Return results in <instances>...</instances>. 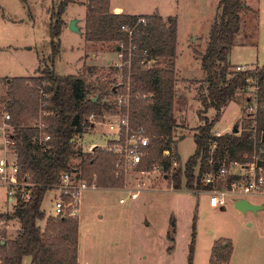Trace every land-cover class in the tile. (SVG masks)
Returning <instances> with one entry per match:
<instances>
[{
    "label": "trees",
    "instance_id": "obj_1",
    "mask_svg": "<svg viewBox=\"0 0 264 264\" xmlns=\"http://www.w3.org/2000/svg\"><path fill=\"white\" fill-rule=\"evenodd\" d=\"M69 0H60L57 10L51 14V53L36 75L10 77L7 82L6 119L14 141L11 148L16 153L19 179L30 183V197L19 198L10 214L3 219H18V232L6 237L0 232L1 264H21L28 256V264H78L77 218L61 216L47 218L43 229L38 220L44 218L41 202L45 192L52 189L64 171L82 169L95 173L99 188L123 186L122 176H115L116 156L100 146H94L93 154L85 153L77 145L76 136L93 124L87 118L94 114L96 121L102 119L105 110L113 104L105 98L125 94L129 87L132 120L137 119L144 127L149 144L139 168L150 169L153 162L163 165L164 172L172 168V159L178 166L172 170V187L180 189L183 178L187 189H203L201 175L215 170L223 162H246L254 148H263L259 159L264 167V65L237 71L230 62V53L235 37L242 28V11L250 10L244 0H219L217 12L210 25L206 47L200 53L203 77L196 86L199 102L197 115L199 124L193 129L195 149L182 164L176 151L177 140L173 132L180 126L174 115L175 103V59L177 43V19L174 15L163 17L157 11L150 14L115 13L110 10V0H87L84 18V39L94 42H114L119 47L124 65L121 68L122 82L108 75L101 80L87 83L85 73L91 66H84L78 74L59 75L54 71L53 61L58 54V37L61 31V13ZM254 19L257 12L251 10ZM251 16V15H250ZM143 17L144 21L139 19ZM122 26L126 29H122ZM256 28V21L254 23ZM47 61L49 64H46ZM128 65V66H127ZM118 72L119 68L112 66ZM257 82L255 95L245 96L249 106L256 102L253 119L236 133L225 132L214 136L211 132L223 108L240 94L247 91L248 81ZM214 109L209 118L207 111ZM40 116L44 127L36 122ZM40 132L49 134L42 141ZM212 140L216 146L211 150ZM168 150V153H164ZM82 159L72 165V158ZM183 175V178H181ZM85 176L82 174V177ZM172 230L175 222L170 220ZM169 239H173L170 233ZM169 249H171L169 247ZM193 251V236L189 245V263ZM232 254V243L227 238H218L211 247L209 264H228Z\"/></svg>",
    "mask_w": 264,
    "mask_h": 264
},
{
    "label": "rangeland",
    "instance_id": "obj_2",
    "mask_svg": "<svg viewBox=\"0 0 264 264\" xmlns=\"http://www.w3.org/2000/svg\"><path fill=\"white\" fill-rule=\"evenodd\" d=\"M86 1L69 0L60 15L62 25L58 37L59 50L53 61L54 71L59 75L78 74L80 69L83 70L81 67L84 58L88 64L99 63L101 59L100 54L93 56L91 53L94 46L85 45L84 37L67 27L69 19L74 17L84 27ZM218 1L110 0L112 5H120L127 13L157 11L176 16L178 35L175 66L179 78L175 86L174 115L180 126L173 132V138L177 140L176 151L182 164L195 149L192 136L193 129L199 124L197 109L200 106L196 86L203 75L200 53L206 47ZM59 2L60 0H0L2 73L9 76L36 75L35 69L45 65L51 53L50 18ZM246 3L258 8L259 17L254 19L251 17L254 14L242 13V28L235 37L229 58L234 66L241 64L255 68L264 65V0H246ZM255 21L258 28L254 26ZM85 52H88L87 56L84 55ZM110 54L113 59L111 69L102 60L91 73H85L87 83L95 82L96 78L103 80L107 75L119 80V72L114 71L112 66H115V61L120 62L121 57ZM5 78L0 80V85L5 83ZM249 93L246 91L240 94L237 100L230 101L223 108L211 132H231L234 125L241 130L250 123L253 111L244 100ZM5 103L4 110L0 111L4 119L7 114ZM214 113V109H209L206 114L211 118ZM37 120L39 117L31 122ZM5 122L7 123L6 119ZM2 126L5 132L12 131L8 123H2ZM107 132L105 126L94 124L86 127L83 137L88 144H103L104 139L109 136ZM82 142L80 148H83L84 154H93V150H88V144ZM82 158L75 155L71 164H79ZM141 170L147 169L137 167L126 174H117L115 171V176L121 175L123 179V186L118 188L123 189L127 182L128 191L96 189V186L81 193L77 217L79 264H207L209 241L220 237L227 238L232 243V264H264V208L256 212H242L234 207L231 196L227 197L224 210L210 207L205 192L184 187L183 175L180 189H174L172 171L166 172V175H147L142 174ZM78 172L81 176L85 175L83 178L89 182L94 177L97 181L95 173L82 169ZM134 188L146 190L140 191L137 198L131 199L128 194ZM56 194L57 191L52 188L43 196L41 210L44 218L37 222L41 229L47 218H51L50 209ZM247 197L264 203V195ZM120 198L124 201H120ZM14 204L7 200L5 187L0 185V212L11 210ZM171 219L175 222L174 231ZM4 220L0 216V232L6 230L7 237H12L14 233H11L10 227H6L7 221ZM168 233L172 240L167 237ZM192 236L193 251L189 263ZM0 240H3L1 233ZM28 261L29 257L26 256L21 264H27Z\"/></svg>",
    "mask_w": 264,
    "mask_h": 264
},
{
    "label": "built area",
    "instance_id": "obj_3",
    "mask_svg": "<svg viewBox=\"0 0 264 264\" xmlns=\"http://www.w3.org/2000/svg\"><path fill=\"white\" fill-rule=\"evenodd\" d=\"M140 21H144L141 17ZM122 29L126 27L122 26ZM121 57V61L115 63V67L119 70L118 83L122 82L123 75L121 74V68L124 65L122 61V53L117 52ZM128 66V65H127ZM234 69L237 71H244L250 69L246 65H235ZM125 94H118L111 98H105L113 104V116L110 118L102 113V119L96 121L94 114H91L87 120L93 125H103L107 130L111 131L112 136L108 138L103 145H100L103 149L115 154V166L117 174L124 172L125 174L138 167L143 161V156L146 154L143 148L148 146L149 138L144 134V128L140 122L135 119L132 120L130 114V98L129 87H126ZM258 90V84L255 81L249 80L247 84V91L251 95H255ZM248 108L254 112L256 109V102ZM9 115H5V119H8ZM36 126L39 129L44 127V123L39 120L35 121ZM214 136H219L218 130L212 132ZM39 138L42 141L50 139L49 134L40 132ZM5 144L10 147L14 144V141L9 137V133H6ZM99 146V145H95ZM216 146V141L212 140L211 150ZM13 150V149H12ZM14 151V150H13ZM15 152V151H14ZM263 152V148H254L250 158L246 162L229 161L223 162L215 170H208L202 173L201 183L205 186L199 191L205 192L208 195V204L210 207H225L227 197L231 196L233 199H239L248 195H264V167L261 165L259 156ZM164 153H168L165 150ZM17 158V157H16ZM16 158L14 160H8L6 158H0V185L5 187L7 198L10 202L16 203L19 198L27 201L30 197V183L25 179H19L18 168L16 164ZM178 166L176 159H172V171ZM142 174L150 175L155 173L156 175H166L163 170V165L159 162H153L150 169L141 170ZM96 187V177L91 181H87L81 176L78 171H64L60 174L58 183L53 186L57 191L55 195V201L50 209V217L56 218L61 216H69L77 218L79 216L80 196L81 193L88 188ZM140 189L129 191L128 197L131 199L137 198ZM120 201H124L120 198Z\"/></svg>",
    "mask_w": 264,
    "mask_h": 264
},
{
    "label": "crops",
    "instance_id": "obj_4",
    "mask_svg": "<svg viewBox=\"0 0 264 264\" xmlns=\"http://www.w3.org/2000/svg\"><path fill=\"white\" fill-rule=\"evenodd\" d=\"M244 2L246 3V0H244ZM246 5L250 8V10H246V11H242L241 13H240V15H242V13L243 12H247V13H252V11L251 10H254V11H256L257 12V16L259 17V15H258V8L256 9L255 8V6L254 5H249V4H247L246 3ZM110 10L112 11V12H115V13H119V12H122V13H127V12H124V10H123V8L120 6V5H112L111 4V2H110ZM154 12V11H153ZM150 13H152V12H150ZM150 13H140V14H150ZM160 15H162L163 17H166V16H168V15H165L164 13H160V12H158ZM128 14H136V13H128ZM252 17V16H251ZM76 18V17H75ZM84 18V17H83ZM71 19V18H70ZM84 22V21H83ZM79 24V23H78ZM80 25V24H79ZM81 26V25H80ZM256 28H258V25H256ZM81 30H82V34H80V35H82L83 37H84V27L82 28V26H81ZM178 35V34H177ZM84 43H85V45L86 44H91L92 46H94V49H93V51L91 52L92 54H93V56H95V55H97V54H100L101 55V59H100V61H99V63L103 60L104 62H105V64L108 66V67H110V69H111V64H112V62H113V59H111L110 57H111V55L112 54H110V53H113L114 55L116 54L117 55V52H118V50H117V47L118 46H116L115 45V43L114 42H92V41H86L85 39H84ZM114 43V44H113ZM176 49H177V43H176ZM88 55V52H85L84 53V55ZM86 55V56H87ZM176 57H177V51H176ZM88 58L90 59V57L88 56ZM176 60V59H175ZM91 61H93L92 60V58H91ZM119 62V61H118ZM231 62V61H230ZM99 63H94V62H92V63H90V64H88L86 61H85V58H84V60H83V64H82V67L81 68H83V66H91L92 68H94L95 69V67L99 64ZM115 63H117V61H115ZM114 64V63H113ZM115 67V66H114ZM6 70V69H5ZM80 71H82L81 69H80ZM79 71V72H80ZM3 71H1V69H0V74H4V76L3 75H0V80L2 79V78H5L6 80H5V83L3 84V85H0V111L3 109L4 110V103L6 102V100H7V94H6V89H7V82H8V80H9V78L10 77H15V76H9L7 73H2ZM30 76H32V75H30ZM175 77H176V81L178 80V73H177V70H176V66H175ZM202 77H203V75H202ZM201 77V78H202ZM200 78V79H201ZM199 79V80H200ZM188 90V89H187ZM188 92H190L189 90H188ZM6 96V97H5ZM106 116H109L110 118L113 116V114H114V112H113V109L111 108V109H108V110H105L104 112H103ZM7 121V120H6ZM2 123L3 124H5V125H7V123L5 122V119H4V117H2V115H1V113H0V158H6V159H8V160H14L15 158H16V153L12 150V149H9V147H7V145L5 144V138H6V133H8V132H5L4 131V128H3V126H2ZM10 125V124H9ZM96 125V124H95ZM11 126V125H10ZM93 126V125H92ZM101 126H103V125H101ZM90 127V126H89ZM12 128V127H11ZM86 131V130H85ZM108 132H107V134H109V136L106 138V139H104V143H105V141L108 139V138H110L111 136H112V133H111V131H109V130H107ZM82 141H84V142H86L85 140H84V137H83V133L81 134V135H78V136H76V142H77V145L79 146V147H82ZM87 143V142H86ZM103 143V144H104ZM88 144V143H87ZM103 144H99V143H96V142H90L89 144H88V150H93V148H94V146L95 145H103ZM82 149V151H83V148H81ZM127 182H125V185H124V187H123V189H119V188H96V189H107V190H115V191H118V190H127L128 191V188H127V184H126ZM145 183H147V184H149V182H146L145 181ZM133 190V189H132ZM134 190H135V188H134ZM142 190H146L145 188H141V190L140 191H142ZM149 190V189H148ZM6 191V190H5ZM198 192H200L199 190H197ZM121 192V191H120ZM6 198H7V195H6ZM243 198H247L250 202H252V203H254V204H258V205H262V209L264 208V203L262 202V201H260L259 199H250V198H248L247 196L246 197H243ZM238 199V198H237ZM7 200H8V198H7ZM235 200L236 199H234V202H235ZM9 201V200H8ZM206 203H207V200H206ZM226 207V206H225ZM225 207H219V209L220 210H224L225 209ZM42 209V208H41ZM258 210H260V209H258ZM257 210V211H258ZM13 211V207H12V209L11 210H7V211H3V212H0V213H7V214H10L11 212ZM4 221H7V224H6V227L7 228H11V233H14L13 234V236L18 232V229H19V227H20V222H19V220L18 219H15V218H13V219H6V220H4ZM9 228V229H10ZM6 231V230H5ZM7 233V232H6ZM6 237H7V235H6ZM7 238H10V237H7ZM221 238V237H220ZM218 238H212V239H210V241H209V244H208V250H207V256H206V258H207V264H209V257H210V254H211V247H212V245H213V243H214V241L215 240H217ZM2 240H0V242H1ZM77 258H78V248H77ZM233 258L231 257L230 258V261H229V263L228 264H232L233 262V260H232ZM29 261H30V258H29ZM29 261H28V263H29ZM27 263V264H28ZM1 264V263H0ZM79 264V263H78Z\"/></svg>",
    "mask_w": 264,
    "mask_h": 264
},
{
    "label": "water",
    "instance_id": "obj_5",
    "mask_svg": "<svg viewBox=\"0 0 264 264\" xmlns=\"http://www.w3.org/2000/svg\"><path fill=\"white\" fill-rule=\"evenodd\" d=\"M67 27L73 32L82 34L81 26L78 24V18L74 17L69 19ZM117 50H119V47H117ZM237 131L238 128L234 125L231 129V132L236 133ZM261 140L264 142V133L261 135ZM234 207L242 212H245L247 210L256 212L258 209H262V205L254 204L247 198L236 199L234 202ZM0 243H3V240Z\"/></svg>",
    "mask_w": 264,
    "mask_h": 264
}]
</instances>
